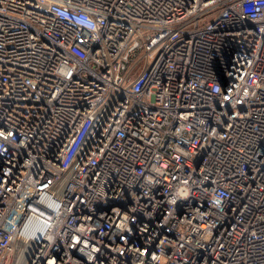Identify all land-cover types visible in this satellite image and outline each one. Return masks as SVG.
<instances>
[{
	"label": "built area",
	"instance_id": "obj_1",
	"mask_svg": "<svg viewBox=\"0 0 264 264\" xmlns=\"http://www.w3.org/2000/svg\"><path fill=\"white\" fill-rule=\"evenodd\" d=\"M0 264H264V0H0Z\"/></svg>",
	"mask_w": 264,
	"mask_h": 264
},
{
	"label": "water",
	"instance_id": "obj_2",
	"mask_svg": "<svg viewBox=\"0 0 264 264\" xmlns=\"http://www.w3.org/2000/svg\"><path fill=\"white\" fill-rule=\"evenodd\" d=\"M223 83H225V81H223Z\"/></svg>",
	"mask_w": 264,
	"mask_h": 264
}]
</instances>
